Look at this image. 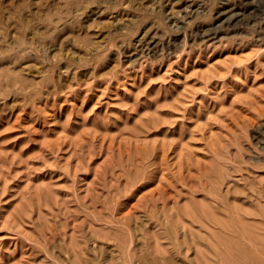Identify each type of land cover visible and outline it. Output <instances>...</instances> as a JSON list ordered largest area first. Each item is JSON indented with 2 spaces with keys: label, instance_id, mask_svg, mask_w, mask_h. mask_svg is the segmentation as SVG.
Masks as SVG:
<instances>
[{
  "label": "rangeland",
  "instance_id": "374dc122",
  "mask_svg": "<svg viewBox=\"0 0 264 264\" xmlns=\"http://www.w3.org/2000/svg\"><path fill=\"white\" fill-rule=\"evenodd\" d=\"M0 264H264V0H0Z\"/></svg>",
  "mask_w": 264,
  "mask_h": 264
}]
</instances>
